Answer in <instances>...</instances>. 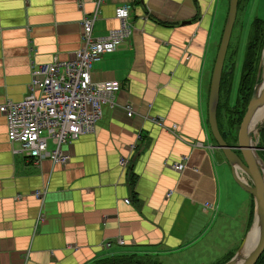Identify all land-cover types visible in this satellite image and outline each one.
<instances>
[{"label": "crops", "instance_id": "1", "mask_svg": "<svg viewBox=\"0 0 264 264\" xmlns=\"http://www.w3.org/2000/svg\"><path fill=\"white\" fill-rule=\"evenodd\" d=\"M120 4L130 6L131 32L90 68L92 81L119 88L95 128L64 144L67 163L27 156L0 111V264H94L128 253L221 264L250 228L253 195L207 120L228 0H103L94 36L119 26ZM93 10L94 0H0V104L26 94L33 64L81 46Z\"/></svg>", "mask_w": 264, "mask_h": 264}, {"label": "built area", "instance_id": "2", "mask_svg": "<svg viewBox=\"0 0 264 264\" xmlns=\"http://www.w3.org/2000/svg\"><path fill=\"white\" fill-rule=\"evenodd\" d=\"M102 1L94 0L91 15L81 21V46L65 60L54 57L50 62L33 64L26 94L0 104L8 139L19 141L20 150L34 161L49 158L53 163H67L70 155L64 144L95 128L103 104L111 103V95L119 88L117 80L92 81L90 68L93 60L115 50L131 32L130 6L116 5L114 15L119 26L106 35L94 36L93 21ZM131 112L127 106V113ZM127 161L121 158L123 165ZM173 167L182 169L183 164L173 163ZM34 192L42 196L40 190ZM118 242L123 243V239Z\"/></svg>", "mask_w": 264, "mask_h": 264}, {"label": "water", "instance_id": "3", "mask_svg": "<svg viewBox=\"0 0 264 264\" xmlns=\"http://www.w3.org/2000/svg\"><path fill=\"white\" fill-rule=\"evenodd\" d=\"M238 8V0H228V10L212 66L207 99V120L211 133L230 165L236 182L254 198L253 221L236 251L221 264H254L264 249V156L258 150V133L264 117L255 128L250 120L258 104L264 102V40L261 57L245 112L238 128L237 143L228 142L221 134L216 117L219 87L224 58L231 38ZM253 140L254 143H251ZM241 152V154L237 151ZM253 238V239H252ZM251 239V240H250Z\"/></svg>", "mask_w": 264, "mask_h": 264}, {"label": "trees", "instance_id": "4", "mask_svg": "<svg viewBox=\"0 0 264 264\" xmlns=\"http://www.w3.org/2000/svg\"><path fill=\"white\" fill-rule=\"evenodd\" d=\"M240 0H238L239 6ZM238 13V8H237ZM237 20V14L235 21ZM235 23V22H234ZM253 29L246 37V44L244 52L242 53V62H240V73L237 77L234 76L235 65V52H229L230 41L226 51L223 62L220 87H219V100L217 104L216 117L219 130L223 137L226 139L230 135V130L223 129L235 125L239 126L243 113L239 110L243 105H246L250 97L254 83L256 82V73L258 69L259 60L261 57V49L264 40V20L259 19L257 16L252 20ZM231 40V38H230ZM227 59V64L225 61ZM236 80V83H235ZM235 98L232 100V95ZM224 95V101L220 99ZM240 115H239V114ZM264 133V126L261 127ZM213 137V136H212ZM213 140H215L213 138ZM230 142L229 139H226ZM259 145V142L257 143ZM260 153V152H259ZM94 264H163L157 259L149 256H142L137 253L117 254L107 258L97 260ZM254 264H264V249L258 256Z\"/></svg>", "mask_w": 264, "mask_h": 264}, {"label": "rangeland", "instance_id": "5", "mask_svg": "<svg viewBox=\"0 0 264 264\" xmlns=\"http://www.w3.org/2000/svg\"><path fill=\"white\" fill-rule=\"evenodd\" d=\"M245 6V8L243 7ZM227 14V13H226ZM226 14L224 13L223 17L220 18V23L219 27L217 29L218 35L217 38L221 37V30L223 23L225 22ZM258 17L259 19L264 20V0H248L246 3L242 2L240 0L239 6H238V13H237V20L235 21L233 25V30L231 34V40H230V46H229V52H232L236 50L235 52V71H234V76L237 77V74L240 73V62H242V53L244 52L245 44H246V37L249 34L250 31H252V20L254 17ZM227 59L225 61V64H227ZM236 83V80H235ZM235 98V95H232V100ZM221 102L224 101V95H222ZM246 109V105H243L239 113L242 112L244 114ZM238 113V114H239ZM240 115V114H239ZM261 123V122H260ZM238 128L237 122L235 125L230 126L228 129L227 127H222L223 129L230 130V135L226 137V139H229L231 143H237V138H238ZM257 141L259 142L258 145V150L260 154L264 156V133L262 132V128H260V131L258 133V139ZM237 151L241 154L239 149ZM211 254V252H208ZM213 254V253H212ZM211 256V255H210ZM181 260L183 256L179 257Z\"/></svg>", "mask_w": 264, "mask_h": 264}, {"label": "bare ground", "instance_id": "6", "mask_svg": "<svg viewBox=\"0 0 264 264\" xmlns=\"http://www.w3.org/2000/svg\"><path fill=\"white\" fill-rule=\"evenodd\" d=\"M263 117H264V102L258 104L255 111L253 112V115L251 116V120H250V128H255L258 122H260V120L263 119ZM251 143H254L253 140H251Z\"/></svg>", "mask_w": 264, "mask_h": 264}]
</instances>
